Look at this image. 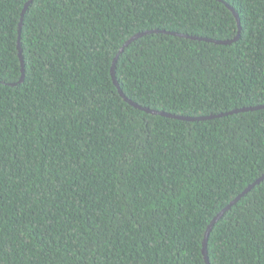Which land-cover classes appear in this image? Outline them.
Here are the masks:
<instances>
[{"label": "trees", "instance_id": "16d2710c", "mask_svg": "<svg viewBox=\"0 0 264 264\" xmlns=\"http://www.w3.org/2000/svg\"><path fill=\"white\" fill-rule=\"evenodd\" d=\"M0 0V264H206L264 175V0ZM20 37V38H19ZM20 39L25 65L21 78ZM11 84H17L11 86ZM210 264H264V180Z\"/></svg>", "mask_w": 264, "mask_h": 264}, {"label": "water", "instance_id": "95a60500", "mask_svg": "<svg viewBox=\"0 0 264 264\" xmlns=\"http://www.w3.org/2000/svg\"><path fill=\"white\" fill-rule=\"evenodd\" d=\"M34 0H30L24 7V10L22 12V18H21V22H20V26H19V34H21V30H22V25H23V18H24V14L26 12V10L28 9L29 5L33 2ZM219 2H223L222 0H217ZM226 5V7L233 13V15L235 16L236 20H237V24H238V33L237 36L234 39L231 40H214V39H209V38H200L197 36H191V35H186V34H178V33H173V32H166V31H147V32H142V33H138L136 35H134L133 37H131L125 44L124 46L120 49L118 55L116 56L113 65H112V69H111V76L113 79L114 84L116 85V87L118 88V91L120 93V95L124 98V100L126 102H128L129 104H131L132 106L139 108L147 113L153 114V115H160L162 117H166V118H172V119H177V120H182V121H188V122H199V121H207V120H212L215 118H219V117H223V116H228V115H233V114H237L240 112H246V111H255V110H260V109H264V105L263 106H258V107H251V108H244V109H239V110H234L228 113H223V114H219V115H210V116H203V117H196V118H192V117H185V116H178V115H174V114H170V113H166L163 111H158V110H151L150 108H144L139 106L138 104H136L135 102L131 101L130 99H128L124 93L122 92L120 85L117 81L116 78V73H115V64L119 58V55L121 53L124 52V50L130 46L132 43H134L136 40L152 34V33H166V34H170L173 36H178V37H183V38H187V39H191V40H198V41H204V42H209V43H213L216 45H231L235 42H237L240 38V33H241V23H240V19L238 14L236 13V11L234 10V8L230 5H228L227 3H224ZM20 38V37H19ZM18 51H19V58L21 61V78L19 80V84L24 82L25 79V65H24V59L22 56V49H21V43H20V39L18 41ZM17 84H11V86H15ZM264 180V175L257 180L255 183H253L252 185H250L248 188H246V190H244L242 192V194H240L236 199H234L220 214H218L214 220L212 221V223L210 224L208 230L206 231L204 240H203V248H202V253L204 256V260L206 264H210V259H209V255H208V239H209V235L210 232L213 228V226L224 216V214L233 206L235 205L242 197H244L247 193H249L257 184H259L261 181Z\"/></svg>", "mask_w": 264, "mask_h": 264}]
</instances>
